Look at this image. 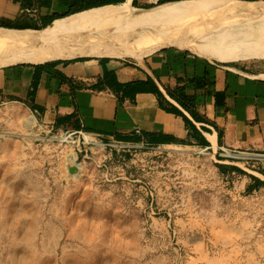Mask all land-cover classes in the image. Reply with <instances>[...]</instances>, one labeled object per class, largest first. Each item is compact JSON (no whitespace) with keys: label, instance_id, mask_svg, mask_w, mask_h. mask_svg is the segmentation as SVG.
<instances>
[{"label":"rangeland","instance_id":"obj_1","mask_svg":"<svg viewBox=\"0 0 264 264\" xmlns=\"http://www.w3.org/2000/svg\"><path fill=\"white\" fill-rule=\"evenodd\" d=\"M261 20L241 19L257 42ZM24 116L0 107V264H264V190L228 183L207 152L110 148Z\"/></svg>","mask_w":264,"mask_h":264},{"label":"crops","instance_id":"obj_2","mask_svg":"<svg viewBox=\"0 0 264 264\" xmlns=\"http://www.w3.org/2000/svg\"><path fill=\"white\" fill-rule=\"evenodd\" d=\"M191 1L199 0H124L116 5L141 11H131L139 16ZM211 1L237 8L264 4ZM58 7V0L49 6L38 0H0V29L40 33L76 15L53 20ZM255 60L264 57L206 58L166 45L142 56L74 51L1 63L0 107L23 108L45 131L81 140L86 136L104 146L207 152L225 181L241 180L246 189L254 185L251 176L264 182L256 170L264 158V63Z\"/></svg>","mask_w":264,"mask_h":264},{"label":"bare ground","instance_id":"obj_3","mask_svg":"<svg viewBox=\"0 0 264 264\" xmlns=\"http://www.w3.org/2000/svg\"><path fill=\"white\" fill-rule=\"evenodd\" d=\"M210 2L168 5L139 16L131 15V11H141L131 10L128 5H108L55 22L40 33L0 29V64L74 51L142 56L166 45L181 46L206 58L246 59V49L264 43L255 41L241 22L243 17L262 19L257 27L264 36V4L239 9L224 1L215 5ZM22 125L31 130L35 119L24 116ZM77 169L74 175L79 174L81 167Z\"/></svg>","mask_w":264,"mask_h":264},{"label":"trees","instance_id":"obj_4","mask_svg":"<svg viewBox=\"0 0 264 264\" xmlns=\"http://www.w3.org/2000/svg\"><path fill=\"white\" fill-rule=\"evenodd\" d=\"M24 2V0H21ZM42 6H49L50 0H38ZM124 0H58L59 7L62 8V11L58 9L53 13L52 19L56 18H65L73 14L81 13L93 8H99L107 5H116L122 3ZM26 4V3H25ZM52 21V20H51ZM252 180L254 181L253 186H248L246 188L247 193H252L258 191L257 187L263 186L264 182H261L258 178L253 176Z\"/></svg>","mask_w":264,"mask_h":264},{"label":"built area","instance_id":"obj_5","mask_svg":"<svg viewBox=\"0 0 264 264\" xmlns=\"http://www.w3.org/2000/svg\"><path fill=\"white\" fill-rule=\"evenodd\" d=\"M68 134V133H66ZM70 136H74V134H68ZM105 147H110V148H116V147H123V148H134L130 145H126V144H122V143H112V144H109V145H106Z\"/></svg>","mask_w":264,"mask_h":264},{"label":"water","instance_id":"obj_6","mask_svg":"<svg viewBox=\"0 0 264 264\" xmlns=\"http://www.w3.org/2000/svg\"><path fill=\"white\" fill-rule=\"evenodd\" d=\"M77 169L73 168V169H70V173H75Z\"/></svg>","mask_w":264,"mask_h":264}]
</instances>
